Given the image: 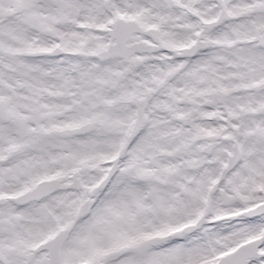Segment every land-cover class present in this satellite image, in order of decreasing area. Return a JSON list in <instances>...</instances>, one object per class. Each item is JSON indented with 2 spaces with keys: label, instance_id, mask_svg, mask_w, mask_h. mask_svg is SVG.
Listing matches in <instances>:
<instances>
[{
  "label": "snow or ice",
  "instance_id": "1",
  "mask_svg": "<svg viewBox=\"0 0 264 264\" xmlns=\"http://www.w3.org/2000/svg\"><path fill=\"white\" fill-rule=\"evenodd\" d=\"M0 264H264V0H0Z\"/></svg>",
  "mask_w": 264,
  "mask_h": 264
}]
</instances>
